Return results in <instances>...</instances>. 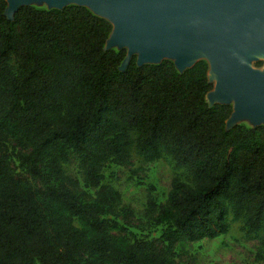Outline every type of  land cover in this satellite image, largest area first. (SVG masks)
Here are the masks:
<instances>
[{
    "label": "trees",
    "instance_id": "1",
    "mask_svg": "<svg viewBox=\"0 0 264 264\" xmlns=\"http://www.w3.org/2000/svg\"><path fill=\"white\" fill-rule=\"evenodd\" d=\"M7 7L0 0V264H176V245L225 236L230 218L250 236L264 231V125L228 128L232 106L206 100V61L180 73L133 58L123 70L127 52L105 50L113 26L88 8L29 6L9 21ZM11 143L43 189L13 175ZM62 148L94 199L64 183ZM133 153L171 157L193 183L174 179L157 207L161 239L124 245L103 219L121 201L103 171Z\"/></svg>",
    "mask_w": 264,
    "mask_h": 264
},
{
    "label": "water",
    "instance_id": "2",
    "mask_svg": "<svg viewBox=\"0 0 264 264\" xmlns=\"http://www.w3.org/2000/svg\"><path fill=\"white\" fill-rule=\"evenodd\" d=\"M45 1L55 10L86 7L109 21L113 31L105 50L127 48L126 68L135 55L138 67L173 59L180 73L206 61L214 85L209 106L234 102L228 128L238 120L264 125V71L251 69L252 61L264 60V0ZM6 2L5 17L13 21L32 0Z\"/></svg>",
    "mask_w": 264,
    "mask_h": 264
},
{
    "label": "rangeland",
    "instance_id": "3",
    "mask_svg": "<svg viewBox=\"0 0 264 264\" xmlns=\"http://www.w3.org/2000/svg\"><path fill=\"white\" fill-rule=\"evenodd\" d=\"M40 10H52L45 0H32L29 4ZM71 6V5H70ZM111 50L128 49L117 46ZM138 58V55L133 56ZM172 61L173 59H166ZM128 60L122 65L126 68ZM259 64H262L259 67ZM251 69L262 73L264 60L252 61ZM208 101V99H207ZM234 106V102L231 104ZM243 125L256 127L263 123L249 120H238L229 123V127ZM9 154L12 158L13 175L21 180L31 183L36 189H43L40 182L30 177L18 161L21 152L15 143L8 144ZM57 157L61 163L64 183L75 186L76 192L85 200L95 198V191L85 188L83 174L79 167V157L72 151L62 148ZM103 185L115 189L121 196L120 203L113 213L103 217L108 222V232L121 244H133L135 241H154L161 239L165 226L157 223V207L167 202L168 193L174 179L192 184V179L185 170L177 169L171 157L165 156L157 162L150 163L133 153L131 161L126 166L114 162L106 164ZM151 203L156 205L153 208ZM230 221L229 233L215 240H204L198 243L183 242L175 246L176 264H264V249L260 247L259 240L264 235L262 231L257 236H250L244 231V222ZM75 225L86 228L85 224L76 220Z\"/></svg>",
    "mask_w": 264,
    "mask_h": 264
},
{
    "label": "bare ground",
    "instance_id": "4",
    "mask_svg": "<svg viewBox=\"0 0 264 264\" xmlns=\"http://www.w3.org/2000/svg\"><path fill=\"white\" fill-rule=\"evenodd\" d=\"M264 71V70H263Z\"/></svg>",
    "mask_w": 264,
    "mask_h": 264
}]
</instances>
